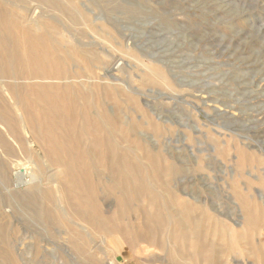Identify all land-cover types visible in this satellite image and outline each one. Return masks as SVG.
Wrapping results in <instances>:
<instances>
[{
    "label": "rangeland",
    "instance_id": "rangeland-1",
    "mask_svg": "<svg viewBox=\"0 0 264 264\" xmlns=\"http://www.w3.org/2000/svg\"><path fill=\"white\" fill-rule=\"evenodd\" d=\"M0 17V264H264V0ZM68 136L72 185L48 148Z\"/></svg>",
    "mask_w": 264,
    "mask_h": 264
},
{
    "label": "bare ground",
    "instance_id": "bare-ground-1",
    "mask_svg": "<svg viewBox=\"0 0 264 264\" xmlns=\"http://www.w3.org/2000/svg\"><path fill=\"white\" fill-rule=\"evenodd\" d=\"M0 18H2V17H0ZM1 27V26H0ZM22 32V31H21ZM1 36V35H0ZM22 36V35H21ZM23 38V37H22ZM39 46H35V55L34 54H30V56L28 57V59H27V61H26V63H25V67L28 69V70H30V69H35V68H38V67H41V62L42 61H45V59H46V56H45V51H46V49L44 48V46L42 45V48H39V49H37ZM33 48H34V43H33ZM29 51V50H28ZM6 58V57H5ZM4 60V59H3ZM23 60H24V58H23ZM16 61V60H15ZM4 65H6V66H8V63L7 62H5V63H3ZM38 65H40V66H38ZM44 71V70H43ZM4 91H7V90H4ZM6 93V92H5ZM8 94H10V92H7ZM16 95V94H15ZM42 97V96H41ZM44 98H45V96H44ZM53 100H56L55 98H53ZM16 102V101H15ZM9 103V102H8ZM34 103V102H33ZM71 104H72V102H71ZM76 104V103H75ZM15 106V105H14ZM54 106H55V108H54ZM52 108H54L55 109V112L56 113H58V114H60L61 113V109L64 107V104L63 103H61V104H59V103H56L55 105H54ZM13 107V106H12ZM16 107V106H15ZM14 108V107H13ZM65 108V107H64ZM17 111L19 112V114H17V115H19L20 117H21V122H22V124H23V129H24V131H25V133H28V134H30L31 132H32V137H31V139L33 138V135H34V127L35 126H37V129H38V131H39V135H40V137H41V139H42V137L44 138H48V136H47V134L44 132H41V134H42V136H41V134H40V130H41V125H37L36 124V119L34 118V117H31V116H26L22 111H21V108H20V106L18 105V107H17ZM51 121V120H50ZM97 121L98 122H101V124H103V120L101 119V118H98L97 119ZM105 122V121H104ZM21 124V125H22ZM41 124V123H40ZM44 125V124H43ZM107 125V124H106ZM22 130V129H21ZM92 130H93V132H94V127L92 126ZM27 135V134H26ZM36 138H38L39 139V136L36 134V135H34ZM55 138V137H54ZM53 138V139H54ZM52 139V140H53ZM71 139H74V137H70V136H68V140L66 141V142H60V143H57V144H52L51 142H49V149H51L52 151H53V155H54V160L56 161V164H58L59 165V173H60V175H59V173H57L58 174V176H61L62 175V173H64V175H65V177H66V180L67 181H69L70 183H71V185L74 183L73 181L74 180H76V178H75V176L73 175V173H72V171L74 170V165H75V162L73 161V159H72V157H71V155H72V150H73V145H74V141L73 140H71ZM49 141V140H48ZM55 142V140L53 141V143ZM43 148V147H42ZM122 161V160H121ZM56 174V175H57ZM33 176V175H32ZM29 178H31V177H29ZM25 180V179H24ZM31 180V182H32V179H30ZM28 181V180H27ZM26 181V182H27ZM37 181H39V180H37L36 179V182ZM25 183V182H24ZM123 183V182H122ZM29 184H31V183H29ZM28 184V185H29ZM34 184V183H33ZM37 184V183H36ZM39 184V183H38ZM37 184V185H38ZM17 185V184H16ZM19 185H21V184H19ZM24 185V184H23ZM22 185V186H23ZM27 185V184H26ZM21 186V187H22ZM33 186V185H32ZM36 186V185H35ZM38 186H40V185H38ZM24 187H26L25 185H24ZM31 188V187H30ZM18 189V188H17ZM19 189H20V187H19ZM64 198V197H63ZM62 208V207H61ZM191 212V211H190ZM180 215V214H179Z\"/></svg>",
    "mask_w": 264,
    "mask_h": 264
}]
</instances>
